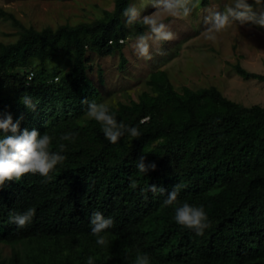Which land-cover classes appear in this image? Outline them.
Here are the masks:
<instances>
[{"label":"trees","instance_id":"1","mask_svg":"<svg viewBox=\"0 0 264 264\" xmlns=\"http://www.w3.org/2000/svg\"><path fill=\"white\" fill-rule=\"evenodd\" d=\"M130 2L115 0L101 19L56 29L27 28L13 18L19 38L0 42V118L11 115L21 131L47 133L51 150L63 143L66 156L49 182L26 174L0 188V244L13 248L8 264H87L89 257L94 264H135L138 252L151 264H264V106H244L216 87L178 91L155 70L149 91L109 106L118 122L138 128L139 138L126 133L111 144L87 117L81 101L98 103L100 96L88 76L87 48L111 54L120 39L146 29L126 26L122 12ZM235 70L264 81L240 65ZM25 94L35 110L21 102ZM65 133L73 139L60 140ZM7 135L0 131V139ZM141 156L155 170L139 173ZM148 185L164 195L142 191ZM176 185L182 203L204 207L211 227L203 235L177 225L174 206L164 204ZM28 208L35 215L27 227L9 222L10 213ZM94 211L114 220L106 246L91 234ZM18 245L36 251L22 259Z\"/></svg>","mask_w":264,"mask_h":264},{"label":"rangeland","instance_id":"2","mask_svg":"<svg viewBox=\"0 0 264 264\" xmlns=\"http://www.w3.org/2000/svg\"><path fill=\"white\" fill-rule=\"evenodd\" d=\"M232 2L200 0L188 20L166 19L176 39L162 42L159 52L153 47L150 61L137 57L130 47L138 33L124 38L121 48L111 54L87 48L88 76L100 93L98 103L116 106L137 100L143 91L150 90L147 85L150 74L163 70L178 91L183 87L193 90L216 87L224 97L244 106H264V81L244 79L235 70V66L240 65L250 73L264 75V28L234 23L219 33L215 42L204 38L207 25L203 20L209 10L223 11ZM114 7L115 0H0V42L10 44L19 38L22 28L13 18L27 28L56 29L64 24L101 19L105 11H113ZM253 7L256 9L255 5ZM153 11L145 6L141 15ZM17 249L22 259L28 252L36 251L23 245H18ZM12 254L11 246L0 244V255L6 264Z\"/></svg>","mask_w":264,"mask_h":264},{"label":"clouds","instance_id":"3","mask_svg":"<svg viewBox=\"0 0 264 264\" xmlns=\"http://www.w3.org/2000/svg\"><path fill=\"white\" fill-rule=\"evenodd\" d=\"M199 2L200 0H132L122 12L125 23L127 26L139 23L146 28L145 32L130 42V47L137 57L150 61L153 58L151 54L153 47H156L159 52V45L162 42L176 39V34L171 30L170 24L165 22L166 19L188 20ZM253 5L256 9L264 8V0H252V3L248 0H233L223 11L209 10V14L203 20L207 25L204 38L215 42L218 34L226 31L234 23L254 24L264 28V10L258 12ZM145 6H150L154 11L142 16L141 11ZM21 102L28 109L35 110L36 102L30 95H23ZM81 103L87 104V117L102 126L103 135L111 144H117L126 133L133 138L141 136L137 127H129L123 122H118L107 104L90 102L87 99ZM19 123V119L14 123L11 115L0 118V131L12 133L0 139V188H3L6 181L17 182L26 174H38L44 178V182H49L52 179L51 173L66 160V156L62 154L65 151L63 143L59 144L58 151H53L50 148L53 137L47 133L41 136L35 129L21 131ZM73 136V133H65L60 140L69 141L73 139ZM155 168L154 162L145 163L144 156L136 162L137 171L143 175ZM130 186L136 188V181L133 180ZM180 187L176 185L167 193L164 204L174 206V220L177 225L201 236L211 227V221L202 205L194 206L187 202L182 203L178 199ZM142 191L151 192L153 196L165 193V189L156 185H148L147 189ZM34 215V208H28L23 213H10L9 222L18 228H25L32 222ZM89 222L91 234L96 237V244L108 245L106 233L114 226V220L111 217H105L100 211H94ZM87 264H94L92 257L88 258ZM135 264H151L149 255L138 252Z\"/></svg>","mask_w":264,"mask_h":264},{"label":"built area","instance_id":"4","mask_svg":"<svg viewBox=\"0 0 264 264\" xmlns=\"http://www.w3.org/2000/svg\"><path fill=\"white\" fill-rule=\"evenodd\" d=\"M119 42H120V43H123V39H120ZM109 43H111V41H110ZM31 77H32V74L29 75V79H30Z\"/></svg>","mask_w":264,"mask_h":264}]
</instances>
